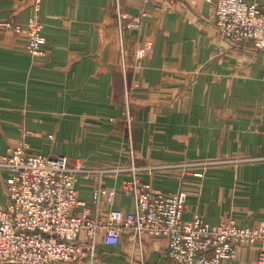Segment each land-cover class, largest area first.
Wrapping results in <instances>:
<instances>
[{
	"label": "crops",
	"instance_id": "1",
	"mask_svg": "<svg viewBox=\"0 0 264 264\" xmlns=\"http://www.w3.org/2000/svg\"><path fill=\"white\" fill-rule=\"evenodd\" d=\"M247 1L264 9V0ZM35 3L0 0V154L25 144L32 153L81 162L90 172L77 178L80 210L93 215L132 210L123 183L137 175L164 192L184 191L186 220L201 216L216 225L231 217L264 226V51L220 36L216 0ZM34 15L44 25L42 58L26 50L24 34L1 25ZM6 176L0 170L1 203ZM98 186L115 190L112 202L94 200ZM167 247L166 237L148 235L141 255L126 230L113 245L101 236L93 263L74 264H173ZM256 260L253 244L222 264Z\"/></svg>",
	"mask_w": 264,
	"mask_h": 264
},
{
	"label": "built area",
	"instance_id": "2",
	"mask_svg": "<svg viewBox=\"0 0 264 264\" xmlns=\"http://www.w3.org/2000/svg\"><path fill=\"white\" fill-rule=\"evenodd\" d=\"M39 4L40 0H36V9ZM138 14L145 15L142 7ZM214 14L215 28L229 44L251 42L264 51V9L258 2L216 0ZM1 25L26 36V50L31 56L46 55L44 25L36 15L26 24ZM143 52L144 49L140 54ZM124 115L129 129L131 170L135 174L129 92ZM0 170L7 173V202H0V264H74L86 257L93 263L99 238L103 236L106 243L117 244L126 230L134 235L141 255L146 236L166 237L167 255L173 264H222L235 258L239 247L253 244H257L256 264H264V226L242 225L231 217L216 225L201 216L186 220L184 191L164 192L141 183L134 175L123 183V188L133 195L132 210L116 208L104 216L93 215L87 208L80 210L83 203L76 182L81 173L90 170L79 161L70 162L64 155L32 153L28 146L19 144L0 154ZM115 194V190L98 186L93 198L96 202L104 198L112 202Z\"/></svg>",
	"mask_w": 264,
	"mask_h": 264
},
{
	"label": "rangeland",
	"instance_id": "3",
	"mask_svg": "<svg viewBox=\"0 0 264 264\" xmlns=\"http://www.w3.org/2000/svg\"><path fill=\"white\" fill-rule=\"evenodd\" d=\"M125 105H126V95H125ZM124 112H125V109H124V111H123V115H124ZM133 116V115H132ZM124 119H125V115H124V117H123ZM126 126H127V124H126ZM128 127V126H127Z\"/></svg>",
	"mask_w": 264,
	"mask_h": 264
}]
</instances>
